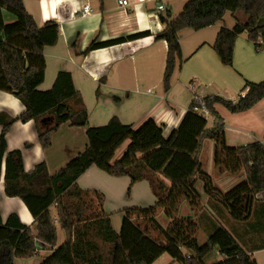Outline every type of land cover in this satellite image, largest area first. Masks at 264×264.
Listing matches in <instances>:
<instances>
[{"label":"trees","instance_id":"obj_1","mask_svg":"<svg viewBox=\"0 0 264 264\" xmlns=\"http://www.w3.org/2000/svg\"><path fill=\"white\" fill-rule=\"evenodd\" d=\"M3 10L12 14L15 22L6 24ZM166 12L161 18L165 29L157 35L167 44L163 75L166 93L171 89L177 60L182 62L181 31H201L223 22L228 12L240 13L245 16L242 21L231 29L221 28L217 34L212 49L218 59L223 66L233 67L235 42L244 33L257 52L264 49V0H190L177 17L172 19ZM145 35L93 42L89 51ZM58 39L57 24L48 21L38 27L23 0H0V91L13 94L25 107L18 118L0 113V180L4 163L5 194L26 205L36 229L34 234L15 216H10L5 224L0 217V264L34 257L39 250L37 245L40 249L56 248L40 264H153L164 254L179 264H206L207 257L215 253L223 259L214 264H257L223 226L212 225L207 241L200 245L197 232L204 214L198 220L177 214L183 202L192 208L200 206V181L204 194L220 203L234 221L250 219L255 198L264 191V144L256 141L228 147L218 108L231 114L249 111L264 99V80L247 83L237 101L216 95L194 96L179 128L168 138L163 136V127L152 119L138 129L117 118L105 126L90 127L87 108L69 72H59L50 90H38L45 77L44 49L56 45ZM206 115L213 119L211 128H207ZM47 117L52 119L51 125L41 128L39 121ZM30 121L36 124L44 150L51 147L53 134L64 124L85 128L87 147L53 175L45 164L25 172L21 152L7 153L6 137L15 122ZM127 140V150L113 163L116 150ZM205 140L215 143L214 164L219 171L229 175L242 171L245 175L244 181L226 193L217 190L202 169L200 153ZM93 166L109 176L129 178V192L135 183L149 181L156 204L125 209L120 232L116 233L104 212L103 194L84 191L77 184ZM52 207L66 237L59 247ZM159 211L170 221L166 229L156 220Z\"/></svg>","mask_w":264,"mask_h":264},{"label":"crops","instance_id":"obj_2","mask_svg":"<svg viewBox=\"0 0 264 264\" xmlns=\"http://www.w3.org/2000/svg\"><path fill=\"white\" fill-rule=\"evenodd\" d=\"M189 1L129 0L130 5L123 7L117 0H23L26 10L38 27L42 28L48 21H53L58 26L57 44L44 49L45 77L38 90H50L59 72H69L87 108L90 127L105 126L112 118H117L122 124L138 129L152 119L163 127L165 138L179 128L194 96L201 97L197 93L201 87L217 84L228 88L238 94V97L232 100L237 101L244 94L247 83L263 81L264 49L258 54L244 33L235 42L233 67L223 66L212 46L220 29L227 26L225 21L201 31L180 32L182 62L177 60L171 78V89L168 93L164 91L167 44L164 40L157 39V35L165 29L161 18L166 16L167 12L158 11L157 7L164 4L173 19L182 12ZM85 6L88 7L87 12L83 9ZM233 17L234 22L241 20ZM137 34L146 35L89 51L93 42L105 43ZM244 80L247 81L242 85ZM218 109L221 114L220 108ZM24 110L25 107L19 98L0 91V113L18 118ZM221 116L224 119L225 141L228 147L237 148L256 141L264 144V99L249 111L233 114V117L225 114ZM51 123L50 117L39 121L41 128L49 127ZM212 126L213 119L208 121L207 128ZM257 128L262 132L258 133ZM6 140L7 153L21 152L25 172H31L38 165L45 164L50 175L58 172L83 152L88 142L85 128L64 124L53 134L51 147L44 150L33 121L15 122ZM208 141L203 142L200 153L202 168L203 150L207 146L210 148L212 164L206 173L211 177L215 188L226 193L244 181L245 175L243 172L229 175L219 171L213 158L215 143L211 141L207 144ZM129 145L127 140L116 150L113 163L122 158ZM4 171L3 163L0 180L2 223H7L10 216H15L21 224L31 227L36 234L34 219L26 205L19 198H11L5 194ZM77 184L84 191H98L103 194V209L110 217L116 233L120 232L125 209L148 208L154 206L157 201L149 181L135 183L129 192V178L109 176L95 166L89 168L78 179ZM166 184L169 185L168 182ZM197 190L201 195L200 206L192 208L189 203L183 202L179 207L178 217L198 220L204 214L199 219L200 229L197 235L207 239V232L212 225L232 226V231L227 230L245 252L257 264H264V191L257 194L250 219L246 222H233L220 203L204 194L200 181L197 183ZM51 213L56 222L59 247L66 237L56 219L54 207L51 208ZM253 218L256 219L255 224L247 226ZM55 249H39L34 257L17 259L14 264H40ZM214 255L216 262L223 259L219 253ZM153 264L179 263L164 254Z\"/></svg>","mask_w":264,"mask_h":264},{"label":"rangeland","instance_id":"obj_3","mask_svg":"<svg viewBox=\"0 0 264 264\" xmlns=\"http://www.w3.org/2000/svg\"><path fill=\"white\" fill-rule=\"evenodd\" d=\"M233 16H236V18L237 17L240 18L241 21L243 20V18H245V16L243 14L239 13V14L233 15L232 13L228 12L225 15V18H224V21L226 22V25H227L226 28H228V29H231L236 23V22H234L235 17H233ZM3 18H4V22L6 24H11V23L15 22V20H16V18L12 14H10L8 11H6V10H3ZM258 54H259V52H258ZM263 80H264V78H263ZM246 81L247 80H244L242 82V85H244ZM261 81L262 80H259L258 82H261ZM200 85H201V83H200ZM201 88L197 91V93H199V95L201 97H207V96H210V95H219V96H222V97H226L227 99L229 98L230 100H234V99H236L238 97V94H236V92H233V91L229 90L228 88H224V87L219 86L217 84L210 85V86H205V87H201ZM219 108H220L221 114H225L226 116L233 117L232 116L233 114L229 113L226 109H224L222 107H219ZM206 118H207V120L209 122L212 121V119H211V117H209V115H206ZM257 129H256V131L258 133L262 132V130L260 128H257ZM211 141L212 140H209L207 144H209V142H211ZM128 142L130 143L129 140H128ZM214 155H215V148H214ZM211 161H212V157H210V148L205 146V148L203 150V155H202V164H203V168L202 169H203L204 172L209 171L210 165L212 164ZM254 217H255V215H254ZM156 220L160 223V225L164 229H166L169 226L170 221L165 218L163 211H159L158 212ZM233 222H235V221H233ZM255 222H256V219L253 218L251 220V222H250V225H247V226H251V225L255 224ZM223 227L228 229V230L230 229L231 231L233 229L232 226H230V225L229 226L223 225ZM155 235H156V233H155ZM262 235L264 236V234H262ZM197 239H198L200 245H203L207 241V238H204L202 235H197ZM215 259H216L215 255L211 254L205 260L206 264L216 263ZM218 261L219 260H217V262Z\"/></svg>","mask_w":264,"mask_h":264},{"label":"built area","instance_id":"obj_4","mask_svg":"<svg viewBox=\"0 0 264 264\" xmlns=\"http://www.w3.org/2000/svg\"><path fill=\"white\" fill-rule=\"evenodd\" d=\"M117 2H118V4L120 6H123V7H126V6L130 5L129 4V0H117ZM83 9H84L85 12H87L88 7L85 6ZM157 9H158V11H161V12H164V13H166V11H167V8H166V6L164 4H159ZM195 111H198V109H195Z\"/></svg>","mask_w":264,"mask_h":264},{"label":"water","instance_id":"obj_5","mask_svg":"<svg viewBox=\"0 0 264 264\" xmlns=\"http://www.w3.org/2000/svg\"><path fill=\"white\" fill-rule=\"evenodd\" d=\"M38 249H40L39 245H37Z\"/></svg>","mask_w":264,"mask_h":264}]
</instances>
